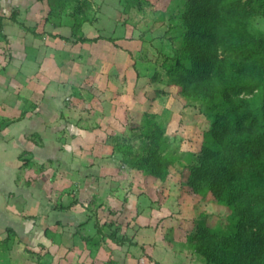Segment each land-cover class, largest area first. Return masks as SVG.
Instances as JSON below:
<instances>
[{
  "label": "crops",
  "instance_id": "0c3cea01",
  "mask_svg": "<svg viewBox=\"0 0 264 264\" xmlns=\"http://www.w3.org/2000/svg\"><path fill=\"white\" fill-rule=\"evenodd\" d=\"M50 1L0 0V264H143L150 249L134 242L133 201L103 220L90 206L117 194L106 184L105 129L119 110L109 90L133 48L103 37L106 20L77 26L85 41L72 37L73 21L53 24ZM153 247L154 264L189 255Z\"/></svg>",
  "mask_w": 264,
  "mask_h": 264
},
{
  "label": "trees",
  "instance_id": "16d2710c",
  "mask_svg": "<svg viewBox=\"0 0 264 264\" xmlns=\"http://www.w3.org/2000/svg\"><path fill=\"white\" fill-rule=\"evenodd\" d=\"M182 1L179 47L166 58L169 83L204 104L213 123L190 161L162 154L151 133L152 142L129 163L157 183L174 176L181 193L231 211L226 230L199 225L192 234L189 248L206 264H264V34L250 26L253 11L241 0ZM253 2L264 11V0ZM73 8L75 27L91 21ZM254 91L255 99L240 96ZM154 126L160 128H146Z\"/></svg>",
  "mask_w": 264,
  "mask_h": 264
},
{
  "label": "rangeland",
  "instance_id": "374dc122",
  "mask_svg": "<svg viewBox=\"0 0 264 264\" xmlns=\"http://www.w3.org/2000/svg\"><path fill=\"white\" fill-rule=\"evenodd\" d=\"M48 3L54 25L58 24L57 19L64 20V23L73 21L72 16L76 13L73 7L77 5L80 10L78 16L90 22L107 21V26L103 25L101 31L104 38L120 36L133 48L132 53L129 52L130 57L124 54L128 58V73H115V83L110 90L109 87L106 89L112 92L109 97H113L111 100L119 109L115 126L105 129L111 138L108 152L113 155H110L112 173H109L113 179L106 184L111 181L118 183L117 194L113 195L115 200L108 203L109 193L103 192L101 198L90 206L101 205L99 219L103 220L123 214V205L132 200L135 207L128 215L134 221L138 220L132 225L136 244H149L146 245L150 249L149 255L158 242L173 248L176 253L184 254L186 250L189 254L185 261L174 263L168 259L167 264H206L205 259L189 248L194 239L192 234L199 225L226 230L231 224V211L211 200L181 193L180 181L174 176L157 183L144 174L141 166L129 163L152 142L151 133L160 138L159 151L162 154L173 161L176 158L190 161L212 126L206 106L200 101L186 99L178 86L169 83L166 58L173 56L179 47L175 38L179 34L177 24L183 1L51 0ZM240 5L246 11H253L250 26L255 32L264 34V11L258 10L253 0H241ZM110 28H114L113 33ZM78 31H72V37L79 39ZM104 43L108 48L109 45ZM104 47L101 45L100 49L107 56L110 53L104 54ZM111 54L109 56H113ZM240 96L255 99L257 93L244 92ZM109 97H106L107 101H111ZM147 122L158 124L160 128H146ZM45 262L41 256L36 261L37 264ZM143 264H154L153 258L150 256Z\"/></svg>",
  "mask_w": 264,
  "mask_h": 264
}]
</instances>
